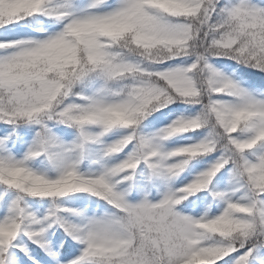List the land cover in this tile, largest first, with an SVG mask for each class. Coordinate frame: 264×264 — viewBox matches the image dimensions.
Segmentation results:
<instances>
[{"label": "snow or ice", "instance_id": "1", "mask_svg": "<svg viewBox=\"0 0 264 264\" xmlns=\"http://www.w3.org/2000/svg\"><path fill=\"white\" fill-rule=\"evenodd\" d=\"M0 264H264V0H0Z\"/></svg>", "mask_w": 264, "mask_h": 264}]
</instances>
